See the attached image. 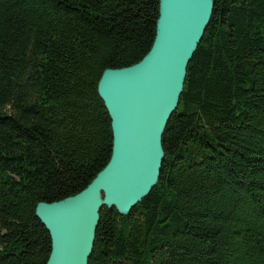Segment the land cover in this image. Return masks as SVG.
Masks as SVG:
<instances>
[{
  "label": "trees",
  "instance_id": "1",
  "mask_svg": "<svg viewBox=\"0 0 264 264\" xmlns=\"http://www.w3.org/2000/svg\"><path fill=\"white\" fill-rule=\"evenodd\" d=\"M159 0H0V264H45L38 202L112 151L106 68L149 51ZM157 183L99 210L87 264H264V0H214L162 134Z\"/></svg>",
  "mask_w": 264,
  "mask_h": 264
},
{
  "label": "water",
  "instance_id": "2",
  "mask_svg": "<svg viewBox=\"0 0 264 264\" xmlns=\"http://www.w3.org/2000/svg\"><path fill=\"white\" fill-rule=\"evenodd\" d=\"M213 7L214 0H159L149 51L130 66L103 70L97 93L110 117L111 156L77 194L36 204L51 239L45 264H87L101 207L127 216L157 183L162 134Z\"/></svg>",
  "mask_w": 264,
  "mask_h": 264
}]
</instances>
